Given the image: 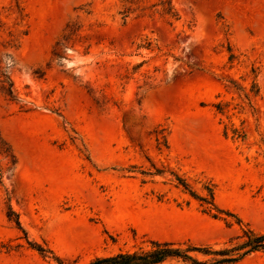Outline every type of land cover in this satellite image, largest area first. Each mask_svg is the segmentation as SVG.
I'll use <instances>...</instances> for the list:
<instances>
[{"label":"rangeland","instance_id":"obj_1","mask_svg":"<svg viewBox=\"0 0 264 264\" xmlns=\"http://www.w3.org/2000/svg\"><path fill=\"white\" fill-rule=\"evenodd\" d=\"M244 228L264 233V0H0V264Z\"/></svg>","mask_w":264,"mask_h":264},{"label":"trees","instance_id":"obj_2","mask_svg":"<svg viewBox=\"0 0 264 264\" xmlns=\"http://www.w3.org/2000/svg\"><path fill=\"white\" fill-rule=\"evenodd\" d=\"M170 16H176L172 12L167 13ZM58 46V43H57ZM59 55V52L54 54ZM254 70H252V75ZM9 82L8 87L3 88L6 95L14 98L13 89L11 82ZM258 93V89L255 83V76L252 82L249 94H246V99L249 100L250 94L255 97ZM178 184L183 186L185 189L188 188L187 184L182 180L178 179ZM206 195L203 197H198L195 194H190L197 198L202 204L207 206L210 210L216 209L214 205V195L211 189H206ZM12 215L16 216L13 212ZM215 216V215H214ZM16 226L20 229V224L18 219L14 220ZM237 241L235 244L231 245L229 248L214 250L209 246L195 247L191 245H186V247L180 248L179 244L171 242H150V246L147 249L140 248L133 252H120L115 255L97 257L87 264H160L168 259H178L187 264H236L247 255L256 252H264V233L258 234L249 228L242 229V235L235 238ZM31 245V243H29ZM32 246V245H31ZM35 249L40 254H52L51 251L44 249L40 245H34ZM34 248V247H33ZM192 253H199L205 257H211V259L206 261H199L197 258L193 257ZM58 264H63L60 259L54 257Z\"/></svg>","mask_w":264,"mask_h":264}]
</instances>
